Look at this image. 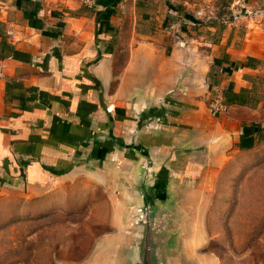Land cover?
<instances>
[{
  "label": "crops",
  "instance_id": "crops-1",
  "mask_svg": "<svg viewBox=\"0 0 264 264\" xmlns=\"http://www.w3.org/2000/svg\"><path fill=\"white\" fill-rule=\"evenodd\" d=\"M0 61V194L108 150L181 207L264 141V0H0Z\"/></svg>",
  "mask_w": 264,
  "mask_h": 264
},
{
  "label": "rangeland",
  "instance_id": "rangeland-1",
  "mask_svg": "<svg viewBox=\"0 0 264 264\" xmlns=\"http://www.w3.org/2000/svg\"><path fill=\"white\" fill-rule=\"evenodd\" d=\"M112 155L44 188L1 193L0 264H136L141 184L129 155ZM192 203L162 215L158 240L171 235L175 247H154L155 261L264 264V141L232 151L215 191Z\"/></svg>",
  "mask_w": 264,
  "mask_h": 264
},
{
  "label": "water",
  "instance_id": "water-1",
  "mask_svg": "<svg viewBox=\"0 0 264 264\" xmlns=\"http://www.w3.org/2000/svg\"><path fill=\"white\" fill-rule=\"evenodd\" d=\"M124 144H122V147ZM128 149L129 146L125 145ZM122 151V150H121ZM103 159V158H101ZM128 161H136L138 159H128ZM138 175L134 180L136 183L141 184L138 193L139 203L135 206L134 214V225L137 227V249H138V261L136 264H171L170 261H166L162 257L161 260H154V247L172 248L173 245L172 236H165V239L158 240L160 232H167L162 227V215L168 212L169 208H180L175 204V196L170 195L168 191V180L155 173L153 169V162L149 159L144 162V164L139 167ZM170 202V204H169ZM186 202L185 204H188ZM178 246V245H177ZM176 246V247H177ZM185 246L184 238L180 239V247Z\"/></svg>",
  "mask_w": 264,
  "mask_h": 264
},
{
  "label": "built area",
  "instance_id": "built-area-1",
  "mask_svg": "<svg viewBox=\"0 0 264 264\" xmlns=\"http://www.w3.org/2000/svg\"><path fill=\"white\" fill-rule=\"evenodd\" d=\"M85 5L92 6L94 5L97 0H81ZM197 14H202V11H198ZM4 74V65L2 61H0V77ZM210 107L215 110L216 112H221L226 109V106L219 100L215 99L210 102Z\"/></svg>",
  "mask_w": 264,
  "mask_h": 264
},
{
  "label": "trees",
  "instance_id": "trees-1",
  "mask_svg": "<svg viewBox=\"0 0 264 264\" xmlns=\"http://www.w3.org/2000/svg\"><path fill=\"white\" fill-rule=\"evenodd\" d=\"M253 142H254V139L250 137L246 143L245 142L243 143L241 141L240 146L241 147H251L253 145Z\"/></svg>",
  "mask_w": 264,
  "mask_h": 264
}]
</instances>
